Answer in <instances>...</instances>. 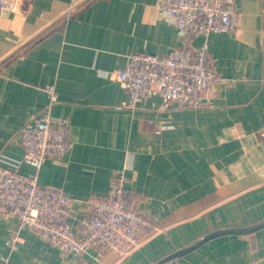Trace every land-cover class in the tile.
<instances>
[{"label": "crops", "instance_id": "1", "mask_svg": "<svg viewBox=\"0 0 264 264\" xmlns=\"http://www.w3.org/2000/svg\"><path fill=\"white\" fill-rule=\"evenodd\" d=\"M160 1L0 7V154L20 159L21 127L47 108L67 120L71 145L46 159L37 178L72 197L70 226L78 228L89 198L105 195L117 176L150 222L120 257L61 251L0 214V264H155L213 230L264 219V0H234L236 30L191 37L163 17ZM203 43L223 78L207 106L178 107L159 94L129 106L109 74L135 53ZM166 264H264V227L213 238Z\"/></svg>", "mask_w": 264, "mask_h": 264}, {"label": "built area", "instance_id": "2", "mask_svg": "<svg viewBox=\"0 0 264 264\" xmlns=\"http://www.w3.org/2000/svg\"><path fill=\"white\" fill-rule=\"evenodd\" d=\"M12 1L0 0V7ZM160 7L163 17L187 37L238 26L234 0H161ZM109 74L129 93V106L153 94L178 107L207 106L223 79L213 69L206 43L175 47L164 55L135 53L123 68ZM19 140L24 149L20 159L0 154V214L16 217L19 227L32 229L64 252L81 254L95 248L122 257L140 244L150 222L131 198L123 177H115L105 195L89 198L87 214L76 230L66 220L72 197L59 187L38 183L43 162L59 159L71 145L66 119L54 118L46 108L21 127ZM22 164L35 171L23 173ZM13 238L15 241L17 235Z\"/></svg>", "mask_w": 264, "mask_h": 264}, {"label": "water", "instance_id": "3", "mask_svg": "<svg viewBox=\"0 0 264 264\" xmlns=\"http://www.w3.org/2000/svg\"><path fill=\"white\" fill-rule=\"evenodd\" d=\"M264 227V219L261 221H258L254 224L244 226V227H225V228H219L216 230H213L209 233H206L205 235L201 236L197 240L193 241L192 243L176 250L175 252L167 255L166 257L160 259L157 263L155 264H166L167 262L181 257L188 252L198 248L202 244L206 243L207 241L219 237V236H225V235H247L251 234L253 232L258 231L259 229Z\"/></svg>", "mask_w": 264, "mask_h": 264}]
</instances>
